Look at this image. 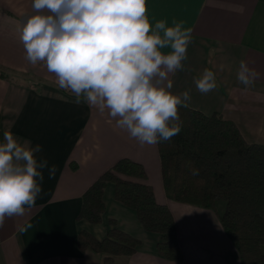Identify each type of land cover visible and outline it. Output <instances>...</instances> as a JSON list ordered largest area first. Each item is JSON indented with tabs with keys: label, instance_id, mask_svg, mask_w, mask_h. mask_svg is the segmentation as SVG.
I'll return each instance as SVG.
<instances>
[{
	"label": "crops",
	"instance_id": "obj_1",
	"mask_svg": "<svg viewBox=\"0 0 264 264\" xmlns=\"http://www.w3.org/2000/svg\"><path fill=\"white\" fill-rule=\"evenodd\" d=\"M31 3L0 0V139L10 129L39 143L38 159L55 165L56 174L49 179L44 169L43 190L35 206L26 208L22 217L6 219L0 228V264H101L103 255L80 250L77 238L87 231L102 239L110 219L140 240L126 264H240L209 210L166 197L157 144L141 146L116 128L107 113L74 103L43 63L32 65L25 59L16 21L21 12L31 10ZM146 8L150 24L182 22L192 32L183 70L170 76L171 91H188V107L207 115L219 113L236 124L248 143L264 144V0H146ZM241 60L260 73L248 88L236 79ZM205 68L215 73L217 88L201 94L193 78ZM122 157L143 165L156 200L172 212L182 261L158 254L160 234L146 232L134 211L115 200L111 183L103 195L102 221L77 219L84 191ZM25 222L32 227L19 233L18 226Z\"/></svg>",
	"mask_w": 264,
	"mask_h": 264
},
{
	"label": "clouds",
	"instance_id": "obj_2",
	"mask_svg": "<svg viewBox=\"0 0 264 264\" xmlns=\"http://www.w3.org/2000/svg\"><path fill=\"white\" fill-rule=\"evenodd\" d=\"M146 0H32L20 13L16 30L32 65L43 63L59 89L115 121L141 146L170 141L181 131L178 107L187 108L188 91L174 94L170 76L183 70L191 29L182 22L150 24ZM170 49L169 51H162ZM222 70V66H221ZM260 73L241 60L237 81L246 88ZM207 94L217 88L215 73L205 68L194 78ZM39 143L10 129L0 139V228L6 219L24 216L42 192L49 167ZM198 175L197 169L191 170ZM32 225L20 224L19 233Z\"/></svg>",
	"mask_w": 264,
	"mask_h": 264
},
{
	"label": "trees",
	"instance_id": "obj_3",
	"mask_svg": "<svg viewBox=\"0 0 264 264\" xmlns=\"http://www.w3.org/2000/svg\"><path fill=\"white\" fill-rule=\"evenodd\" d=\"M178 114L180 133L157 144L166 197L204 209L221 203L217 216L240 264H264V144L248 143L236 124L219 113L178 107ZM193 168L198 175L191 174ZM109 183L114 185L115 200L134 211L143 229L160 234L158 253L182 261L169 207L156 200L143 165L130 158L117 160L84 191L77 219L102 221ZM108 225L102 239L79 232L77 245L102 254L101 264H126L120 258L134 254L140 240L118 228L114 219Z\"/></svg>",
	"mask_w": 264,
	"mask_h": 264
},
{
	"label": "rangeland",
	"instance_id": "obj_4",
	"mask_svg": "<svg viewBox=\"0 0 264 264\" xmlns=\"http://www.w3.org/2000/svg\"><path fill=\"white\" fill-rule=\"evenodd\" d=\"M162 180V179H161ZM171 201H173V200H171ZM173 202H176V201H173ZM177 203V202H176ZM220 204L221 203H219V204H217V206H216V209H207V210H209L210 212H211V214L214 216V218L216 219V221H217V223H218V225H219V227L221 228V230L223 231V229H222V226H221V223H220V221H219V218H218V211H219V207H220ZM193 206V205H192ZM172 213V212H171ZM217 213V214H216ZM211 215V216H212ZM224 236H225V238L227 239V240H229L230 241V239L226 236V234H224ZM161 238V237H160ZM160 240V239H159ZM230 243H231V241H230ZM232 244V243H231ZM233 246V245H232ZM157 249V248H156ZM158 252V251H157ZM159 254V253H158ZM160 255V254H159ZM161 256V255H160ZM126 258L127 257H121L120 259H123V260H126ZM164 258V257H163ZM172 261V260H171Z\"/></svg>",
	"mask_w": 264,
	"mask_h": 264
}]
</instances>
